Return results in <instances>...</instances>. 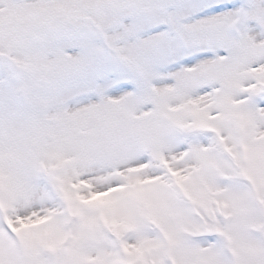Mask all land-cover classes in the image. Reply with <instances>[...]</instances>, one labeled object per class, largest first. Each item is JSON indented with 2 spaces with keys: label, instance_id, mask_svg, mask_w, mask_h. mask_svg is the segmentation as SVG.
<instances>
[{
  "label": "snow or ice",
  "instance_id": "obj_1",
  "mask_svg": "<svg viewBox=\"0 0 264 264\" xmlns=\"http://www.w3.org/2000/svg\"><path fill=\"white\" fill-rule=\"evenodd\" d=\"M0 264H264V0H0Z\"/></svg>",
  "mask_w": 264,
  "mask_h": 264
}]
</instances>
